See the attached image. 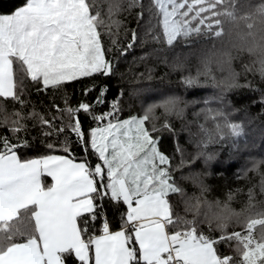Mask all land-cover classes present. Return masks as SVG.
Returning a JSON list of instances; mask_svg holds the SVG:
<instances>
[{
    "label": "snow or ice",
    "instance_id": "6c2138e0",
    "mask_svg": "<svg viewBox=\"0 0 264 264\" xmlns=\"http://www.w3.org/2000/svg\"><path fill=\"white\" fill-rule=\"evenodd\" d=\"M107 3V20L97 0H24L11 13L0 14V98L23 107L26 79L40 86L37 91L47 92L84 78L115 75L116 63L107 57L113 49L104 48V34L112 38L120 57L138 42L141 47L148 42L160 46L142 55L141 61L158 57L178 43L218 41L220 49L201 61L202 68L195 75L183 76L181 83L185 89H217L220 95L216 98L223 101L224 94L232 90H255L251 82L239 83L240 73L233 69L231 52L225 48L232 41L233 30L242 29L238 39L257 57L244 71L258 72L264 79V0ZM133 10H138L137 28H125L126 33L131 31V39L121 47L115 37L123 25L117 17ZM213 65L224 73L221 78L214 74ZM183 67L177 62L172 70ZM152 72L147 68L148 80L153 78ZM110 91L107 83L93 84L84 89L85 97L96 93L91 101L72 106L65 95L63 107L52 105L55 114L49 113L50 118L34 111L27 116L16 111L0 120V126L7 125L12 133L10 137L0 135V264H68L69 260L74 264H264V209L252 203L251 190L244 219V214L233 212L227 203L213 205L198 199L196 203L185 201L194 216L185 219L176 215L170 203L172 194L184 195L174 173L201 158L205 163L214 160L216 154L207 151L210 145L229 144L236 149L235 140L245 135L242 124L233 122L231 113L223 108L202 109L214 126H200L202 137L191 159L177 147L181 159L179 167H174L172 158L159 147L162 138L153 136L162 130L173 131L170 123L166 121L161 128L152 123L149 129L147 122L157 119L156 109H162L165 116L179 117L196 101L169 95L151 103L143 115L121 119L122 91L118 89V95L109 101ZM208 102L204 100L206 105ZM259 102L264 104V90ZM81 114L95 126L85 131ZM29 118L37 121L44 138L64 135V139L46 143L48 154L21 155L34 147L20 135L28 132L24 121ZM70 137L81 148L80 157L71 151ZM251 165L257 171L264 159L252 160ZM45 177L52 183L45 184ZM183 178L199 182L206 191L197 174ZM106 201L114 207L125 206L119 230L111 228ZM202 207L207 208L204 222L210 228L214 223L220 235L214 237L199 229L195 217ZM233 220L241 230L225 233ZM225 241L228 250L221 251Z\"/></svg>",
    "mask_w": 264,
    "mask_h": 264
},
{
    "label": "trees",
    "instance_id": "16d2710c",
    "mask_svg": "<svg viewBox=\"0 0 264 264\" xmlns=\"http://www.w3.org/2000/svg\"><path fill=\"white\" fill-rule=\"evenodd\" d=\"M243 2L244 0H241V3ZM23 3L24 0H0V14L11 13ZM97 4L102 17L107 20V0H97ZM136 11L138 10H133L131 13H122L117 17L122 21L123 25L115 37L121 47H126L127 42L131 39V31L126 33L125 28L129 30L137 28ZM104 31L106 33V30ZM115 31L113 29V32ZM141 35H143V32H141ZM102 42L105 49H113L112 52L107 53V57L113 59L116 63L115 75L110 78L99 75L93 78H84L68 83L59 90L53 91L49 89L47 92L37 91L40 86L26 79L25 93L22 97L25 105L22 107L11 99L0 98V108H2L0 110V120L16 111H20L26 116L34 111L49 117V113L55 114V110L52 108L54 103L60 107L64 106L63 98L65 95L70 98L72 106H76L82 100L91 101L96 93L94 92L92 95L85 97L84 89L93 84L107 83L110 86L111 91L107 94L109 101L118 95V89L122 91V96L119 100L121 119L133 115H143L151 103L158 102L166 96H181L185 101H196L185 108L182 116H165L162 109H156L155 115L157 119L147 122L149 129H151L152 123H155L157 128H161L166 121L170 123L173 131L162 130L153 133V136L162 138L159 147L172 158L173 166L179 167L181 156L176 151L177 147L184 150L186 159H191L196 155V145L202 137L200 126L204 125V127L209 129L214 126L210 119H205L201 110L204 108H223L231 113L230 119L233 122L242 124L245 128V135L235 140L238 145L236 149H232L229 144H225L223 147L210 145L207 151L216 154L214 160L205 163L201 158L191 167H184L174 173L177 183L184 189V195L172 194L170 203L173 205L176 215L185 219L194 218L193 213L187 211L185 201L191 200L192 203H196L197 199L207 201L213 205L217 202L221 205L227 203L233 212L244 214L241 216V219H244L247 214L249 191L251 190L255 197L252 203L264 209V192H261V182L264 180V165H261L257 171L251 170L252 160L264 159V104L259 102L261 90H264V79L260 77L258 72L244 71L245 65L250 63L249 58L241 56L232 62V66L236 72L240 73L239 83L251 82L255 90L235 89L225 93L224 100L221 101L216 98L220 95L217 89L212 87L185 89L181 83L183 76L195 75L197 70L202 68L201 61L205 57L210 56L213 51L220 49L221 45L218 41L195 39L191 43H178L174 49L162 51L158 54V57L150 56L144 61L139 58L160 46L148 42L141 47L138 42L133 50L127 55L120 57L115 46L112 45V38L109 35L104 34ZM214 43L215 48L213 47ZM177 62L183 64L184 67L182 70L173 71V65ZM147 68L153 69V78L151 80L146 78ZM213 72L218 79L224 75L214 65ZM141 73L144 74V78H138ZM200 79L202 82L205 80L204 77ZM205 99L209 101L207 105L204 103ZM253 101L257 102L253 103ZM181 106L183 107V105ZM103 110L99 109L98 111ZM197 113L201 114L197 116ZM80 119L83 121L85 131L95 126L94 122L83 114L80 115ZM24 123L28 128V132L20 133V135L21 137H26L34 145L26 153H21L25 157H37L48 154V150L45 147L46 143H58L64 139V135L58 138H44L35 119L29 118ZM0 135L9 137L12 135L7 125L0 126ZM65 135L68 134L65 133ZM70 140L72 141L71 151L77 157H80L82 155L81 148L75 144L74 137H70ZM55 154L63 155L64 153L56 152ZM95 162V158H92V163L94 164ZM191 174L198 175L206 191L201 190L199 182L183 178ZM47 181L48 178L45 177V184H48ZM105 207L107 209V218L111 221L112 230H119L120 213L125 210V206L120 204L118 207H114L106 201ZM200 211L201 214L195 217L199 229L205 233H210L214 237L220 235L221 233L214 223L210 228L208 223L204 222L203 213L207 211V208L202 207ZM98 228L99 221L97 222ZM241 228L242 226L233 220L229 223L228 228L225 229V233L230 234L232 231L241 230ZM228 243L227 241L224 242V246H221V251L228 250ZM68 264H74V261L69 260Z\"/></svg>",
    "mask_w": 264,
    "mask_h": 264
},
{
    "label": "clouds",
    "instance_id": "9594fccd",
    "mask_svg": "<svg viewBox=\"0 0 264 264\" xmlns=\"http://www.w3.org/2000/svg\"><path fill=\"white\" fill-rule=\"evenodd\" d=\"M239 31H242V29L233 30L232 41L227 43L225 45V48L231 52V56L233 58L232 62L234 60L239 59L241 56H247L250 61L249 65H251L256 61L257 57L254 56L251 52H249L248 46H245L243 42L238 39L237 32ZM242 47L243 50L241 51Z\"/></svg>",
    "mask_w": 264,
    "mask_h": 264
},
{
    "label": "crops",
    "instance_id": "0c3cea01",
    "mask_svg": "<svg viewBox=\"0 0 264 264\" xmlns=\"http://www.w3.org/2000/svg\"><path fill=\"white\" fill-rule=\"evenodd\" d=\"M46 178H48V184H51L52 183V181H51V178H49V177H46Z\"/></svg>",
    "mask_w": 264,
    "mask_h": 264
},
{
    "label": "rangeland",
    "instance_id": "374dc122",
    "mask_svg": "<svg viewBox=\"0 0 264 264\" xmlns=\"http://www.w3.org/2000/svg\"><path fill=\"white\" fill-rule=\"evenodd\" d=\"M146 99V98H145ZM149 99V98H148ZM129 118V117H128ZM124 119H126V118H124Z\"/></svg>",
    "mask_w": 264,
    "mask_h": 264
}]
</instances>
